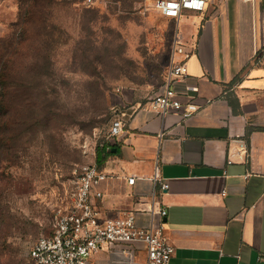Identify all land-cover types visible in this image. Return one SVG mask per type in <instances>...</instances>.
Listing matches in <instances>:
<instances>
[{"label":"rangeland","instance_id":"rangeland-1","mask_svg":"<svg viewBox=\"0 0 264 264\" xmlns=\"http://www.w3.org/2000/svg\"><path fill=\"white\" fill-rule=\"evenodd\" d=\"M154 2L0 0V264H31L75 170L166 86L179 23Z\"/></svg>","mask_w":264,"mask_h":264},{"label":"crops","instance_id":"crops-1","mask_svg":"<svg viewBox=\"0 0 264 264\" xmlns=\"http://www.w3.org/2000/svg\"><path fill=\"white\" fill-rule=\"evenodd\" d=\"M177 22L193 53L171 84L181 108L135 106L99 167L109 175L99 209L143 210L144 226L153 202L166 209L170 264H264V0H210ZM89 264L121 263L102 251ZM133 264H146L145 250Z\"/></svg>","mask_w":264,"mask_h":264},{"label":"built area","instance_id":"built-area-1","mask_svg":"<svg viewBox=\"0 0 264 264\" xmlns=\"http://www.w3.org/2000/svg\"><path fill=\"white\" fill-rule=\"evenodd\" d=\"M210 0H155L159 15L179 20L188 12L201 13ZM171 68L164 89L151 99L153 109L165 116L181 108L182 102L171 84L189 75L188 61L192 52L177 36ZM181 56V58H179ZM197 106L188 105V112ZM120 116V114H119ZM127 118V117H126ZM126 118H117L110 129L109 138H116L127 126ZM109 179L96 163L75 170L74 185L66 206L55 212L52 232L39 237L29 251L31 264H89L90 258L107 251L119 258L121 264L136 262L137 252H146V264H170L176 247L166 235L167 210L153 202L146 210L151 214L149 225L137 223V213L143 210H119L116 215H102L98 201L104 197L103 184ZM133 185L136 177H128ZM158 183L160 178L154 176ZM166 182L161 189H167Z\"/></svg>","mask_w":264,"mask_h":264},{"label":"trees","instance_id":"trees-1","mask_svg":"<svg viewBox=\"0 0 264 264\" xmlns=\"http://www.w3.org/2000/svg\"><path fill=\"white\" fill-rule=\"evenodd\" d=\"M28 10L30 11V6H28L27 8V12ZM113 147L114 145H112L111 143H108V144H105L102 148H99L98 160H97V164L99 167L104 163V161L108 159V157H110V155L112 154Z\"/></svg>","mask_w":264,"mask_h":264},{"label":"water","instance_id":"water-1","mask_svg":"<svg viewBox=\"0 0 264 264\" xmlns=\"http://www.w3.org/2000/svg\"><path fill=\"white\" fill-rule=\"evenodd\" d=\"M113 151H115V149Z\"/></svg>","mask_w":264,"mask_h":264}]
</instances>
